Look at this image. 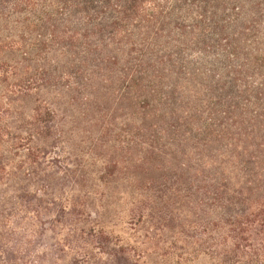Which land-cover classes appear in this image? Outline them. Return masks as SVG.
I'll use <instances>...</instances> for the list:
<instances>
[{"label": "trees", "instance_id": "1", "mask_svg": "<svg viewBox=\"0 0 264 264\" xmlns=\"http://www.w3.org/2000/svg\"><path fill=\"white\" fill-rule=\"evenodd\" d=\"M244 1L0 0V264L139 263L102 232L48 245L32 199L15 208L21 181L30 188L33 167L61 141L50 94L92 88L106 71L129 79L135 106L154 111L150 127L161 139L194 155L193 174L181 169L182 180L192 181L182 197L206 219L201 253L212 264H264V3ZM174 15L219 29L209 47L220 52L209 76L197 78L208 84L200 106L176 99L172 80L185 58L155 48L166 38L163 23L181 27L175 49L191 46ZM197 39L194 46L208 37ZM185 75L196 78L188 69Z\"/></svg>", "mask_w": 264, "mask_h": 264}, {"label": "rangeland", "instance_id": "2", "mask_svg": "<svg viewBox=\"0 0 264 264\" xmlns=\"http://www.w3.org/2000/svg\"><path fill=\"white\" fill-rule=\"evenodd\" d=\"M256 1L264 3L251 2ZM239 8L244 11L247 4L241 3ZM219 17L221 20L223 15ZM176 18L184 22L191 46L175 49L174 39L181 27L163 23L166 38L155 42V48L164 55L170 51L185 58L183 72L176 74L181 76L172 80L177 86L176 99L200 106L207 99L208 84L197 78L209 76L215 51L220 52L209 47L214 46L212 38L219 29L201 25L192 15H174L173 20ZM155 28L157 24L149 26V30ZM202 32L208 37L206 45L194 46ZM203 47L207 54L201 56L198 52ZM126 49L129 51V44ZM187 69L195 72V79L185 75ZM128 84L129 79L106 71L92 88L77 94H50L48 102L56 113L54 122L61 141L55 154L33 167L30 188L21 181L15 208L21 209L32 199L36 229L46 236L48 245L102 232L116 246L139 256L138 264H212L197 242L207 237L199 225L206 219L182 197V190L192 181L182 180L181 169L187 177L193 174L194 155L183 151L175 139H161L163 135L156 134L150 127L154 111L135 106ZM5 197L7 202V194Z\"/></svg>", "mask_w": 264, "mask_h": 264}]
</instances>
